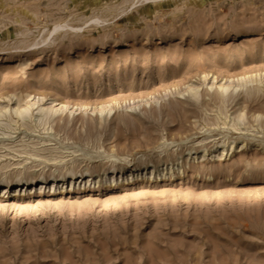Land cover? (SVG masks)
<instances>
[{
	"label": "rangeland",
	"instance_id": "1",
	"mask_svg": "<svg viewBox=\"0 0 264 264\" xmlns=\"http://www.w3.org/2000/svg\"><path fill=\"white\" fill-rule=\"evenodd\" d=\"M0 51V264H264V0H0Z\"/></svg>",
	"mask_w": 264,
	"mask_h": 264
},
{
	"label": "bare ground",
	"instance_id": "2",
	"mask_svg": "<svg viewBox=\"0 0 264 264\" xmlns=\"http://www.w3.org/2000/svg\"><path fill=\"white\" fill-rule=\"evenodd\" d=\"M92 21H93L94 23L96 22V20L94 21V19H93ZM97 22H98V21H97ZM97 22H96V24L99 23V22H98V23H97ZM59 25H61V24H59ZM62 25H63V24H62ZM56 26H57V25H56ZM58 28L61 29L60 26L55 27V28H53L54 30L52 29L53 32H54V31L56 32V30H57ZM70 31H71V30H70ZM55 32H54V33H55ZM49 34H52V33H49ZM48 37H50V35L47 36V39H48ZM47 39H46V40H47ZM21 51H22V49H21ZM0 52H1V51H0ZM0 54H1V53H0ZM18 109H19V108H18ZM22 116L25 117L24 114H23ZM26 117H27V116H26ZM26 117L23 118V119H26ZM18 118H20V120H21V116H19ZM36 119H37V118H36ZM42 120H43V119H42ZM21 121H22V120H21ZM38 124H39V123H38ZM40 125H41V123H40ZM44 125H45V124H44ZM0 126H1V125H0ZM8 126H9V125H8ZM41 126H42V125H41ZM5 128H6V127H5ZM31 131H32V130H31ZM2 135H3V134H2ZM6 137H7V136H6ZM2 138H3V137H2ZM4 138H5V136H4ZM67 173H68V172H67ZM69 173H70V172H69ZM71 174H73V173L71 172ZM32 178H33V177H32ZM32 178H31V179H32ZM5 179H6V178H5ZM32 180H33V179H32ZM55 181H56V180H55ZM8 183H10V181H9L8 179L0 182V184H3V186H4L5 184H8ZM0 186H1V185H0Z\"/></svg>",
	"mask_w": 264,
	"mask_h": 264
}]
</instances>
